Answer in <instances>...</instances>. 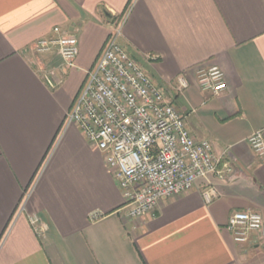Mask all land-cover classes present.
<instances>
[{"label": "crops", "instance_id": "1", "mask_svg": "<svg viewBox=\"0 0 264 264\" xmlns=\"http://www.w3.org/2000/svg\"><path fill=\"white\" fill-rule=\"evenodd\" d=\"M119 23L120 44L191 134L234 166L233 180L210 178L211 203L200 180L153 217L130 218L104 155L67 123ZM55 28L78 37L74 68L33 49ZM214 66L227 84L220 96L197 82ZM256 133L264 137V0H0V264H264V236L237 244L227 230L235 212L264 218Z\"/></svg>", "mask_w": 264, "mask_h": 264}, {"label": "built area", "instance_id": "2", "mask_svg": "<svg viewBox=\"0 0 264 264\" xmlns=\"http://www.w3.org/2000/svg\"><path fill=\"white\" fill-rule=\"evenodd\" d=\"M122 29V23L113 29L67 123L76 124L90 146L104 155L124 194L130 218L153 217L162 201L190 193L200 180L209 184L203 196L211 203L217 190L210 178L233 180L237 175L234 166L217 155L210 142L198 141L191 134L174 102L120 44ZM54 34L37 40L34 51L42 55L57 51L62 68H74L78 37L63 34L60 28ZM197 82L200 90L214 96L227 90L224 72L216 66L201 69ZM188 86L180 76L175 90L181 95ZM249 144L263 160V135L254 134ZM31 224L38 228V219L32 218ZM227 230L237 244H246L253 234L264 236V218L254 211L235 212Z\"/></svg>", "mask_w": 264, "mask_h": 264}]
</instances>
